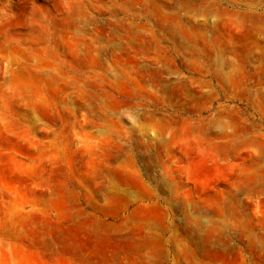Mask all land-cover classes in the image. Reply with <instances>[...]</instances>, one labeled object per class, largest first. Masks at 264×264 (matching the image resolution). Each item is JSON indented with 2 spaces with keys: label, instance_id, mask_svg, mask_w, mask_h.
Instances as JSON below:
<instances>
[{
  "label": "rangeland",
  "instance_id": "374dc122",
  "mask_svg": "<svg viewBox=\"0 0 264 264\" xmlns=\"http://www.w3.org/2000/svg\"><path fill=\"white\" fill-rule=\"evenodd\" d=\"M0 264H264V0H0Z\"/></svg>",
  "mask_w": 264,
  "mask_h": 264
},
{
  "label": "bare ground",
  "instance_id": "6f19581e",
  "mask_svg": "<svg viewBox=\"0 0 264 264\" xmlns=\"http://www.w3.org/2000/svg\"><path fill=\"white\" fill-rule=\"evenodd\" d=\"M165 99V98H164Z\"/></svg>",
  "mask_w": 264,
  "mask_h": 264
}]
</instances>
